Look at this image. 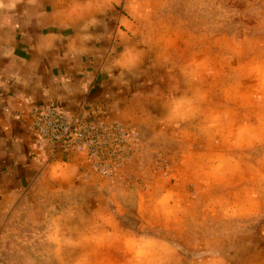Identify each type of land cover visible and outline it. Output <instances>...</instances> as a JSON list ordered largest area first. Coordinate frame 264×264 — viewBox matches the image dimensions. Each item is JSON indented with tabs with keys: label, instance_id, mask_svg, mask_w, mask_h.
<instances>
[{
	"label": "rangeland",
	"instance_id": "374dc122",
	"mask_svg": "<svg viewBox=\"0 0 264 264\" xmlns=\"http://www.w3.org/2000/svg\"><path fill=\"white\" fill-rule=\"evenodd\" d=\"M112 11L140 26L129 67L94 102L39 103L123 126L126 157L103 174L53 153L31 105L35 174L0 219V264H264V0Z\"/></svg>",
	"mask_w": 264,
	"mask_h": 264
},
{
	"label": "crops",
	"instance_id": "0c3cea01",
	"mask_svg": "<svg viewBox=\"0 0 264 264\" xmlns=\"http://www.w3.org/2000/svg\"><path fill=\"white\" fill-rule=\"evenodd\" d=\"M126 1L0 0V219L35 174L23 112L94 102L107 67H129L140 26L129 11H112Z\"/></svg>",
	"mask_w": 264,
	"mask_h": 264
},
{
	"label": "built area",
	"instance_id": "2783aa9c",
	"mask_svg": "<svg viewBox=\"0 0 264 264\" xmlns=\"http://www.w3.org/2000/svg\"><path fill=\"white\" fill-rule=\"evenodd\" d=\"M30 125L38 139L53 153L83 155L89 165L109 174L126 157L129 131L117 124L90 118L89 112L68 111L38 103L30 108Z\"/></svg>",
	"mask_w": 264,
	"mask_h": 264
}]
</instances>
